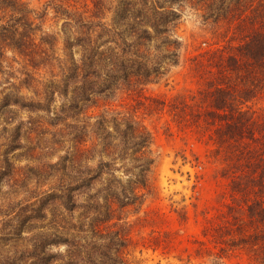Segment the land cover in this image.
Returning a JSON list of instances; mask_svg holds the SVG:
<instances>
[{"label": "rangeland", "instance_id": "obj_1", "mask_svg": "<svg viewBox=\"0 0 264 264\" xmlns=\"http://www.w3.org/2000/svg\"><path fill=\"white\" fill-rule=\"evenodd\" d=\"M20 1L22 36L0 11V264H30L35 239L63 254L72 225L119 233L122 264H264V0ZM89 27L149 82L82 76ZM115 117L144 141L109 158Z\"/></svg>", "mask_w": 264, "mask_h": 264}, {"label": "trees", "instance_id": "obj_2", "mask_svg": "<svg viewBox=\"0 0 264 264\" xmlns=\"http://www.w3.org/2000/svg\"><path fill=\"white\" fill-rule=\"evenodd\" d=\"M20 0H0V11L8 10L12 12L10 15L9 21L7 20L4 24H2L1 32L13 33L14 35L22 36V34L18 31V27L22 25L19 22L20 18L15 17V15H20L21 17L25 15L26 8L23 6ZM176 14L173 10H170L165 15L166 18L174 17ZM70 18L69 16H66ZM72 19V17H71ZM137 19V17H135ZM92 20H85L83 17L78 16L75 20V24L79 28H83L91 24ZM24 25V24H23ZM101 26V24L98 23ZM25 26L27 24L25 23ZM155 30H158V27L151 23L148 25ZM103 31L110 32L105 26L103 27ZM25 37V35H23ZM88 41H81L78 43L80 45V63L79 65H75V68L80 71L82 76L88 75V73L93 74L94 76L98 75L101 70H104L105 74L109 77L113 78L116 81H127L131 76L134 77L130 83L137 81V82H149L150 77V69L147 66V63L142 59L139 61L138 59L131 58H124L119 53V45L118 40L114 41L113 46H104V43H97L95 45L94 38L92 37V29L89 27L88 30ZM96 37V34L94 35ZM9 39V37H8ZM40 42L42 43H49L44 38H40ZM263 47V44H261ZM11 47V46H10ZM20 48L17 45H13L11 50L14 52L16 51L18 54H23L28 56L29 54L26 51H29L25 40ZM260 48L256 47L252 50L253 58L261 55ZM134 55V54H133ZM91 69V70H90ZM123 122L120 124L118 122V117H115L112 122V129L114 135H111L109 131H105L104 134H100L101 139L103 140V153L111 158L113 155H117V147L120 143L128 142L129 140L136 139L137 144L142 146L144 141V132L141 126L137 121L126 120V118H122ZM83 136V135H82ZM84 137V136H83ZM98 138V136H96ZM112 138L117 139L118 143H113ZM82 141L83 139H77V141ZM146 141V135H145ZM143 153V152H142ZM103 161H98L96 164L95 170H99L100 168L106 167ZM101 174L105 171L100 170ZM76 181H79L80 184H84V179L79 177ZM121 186L120 182H118ZM109 187V186H108ZM107 187V188H108ZM144 182L142 180H138L134 189H144ZM125 191V190H123ZM121 191V192H123ZM120 192V193H121ZM126 192V191H125ZM114 196V195H111ZM133 196H138L137 194H133ZM49 197H54L56 201L64 206L68 211H70L71 206L68 205L67 202H60L64 195L61 193L59 194H51ZM56 223L54 219L51 221L50 225ZM74 229V234L71 237H61L58 235L57 240L52 239L51 243H62L65 244L66 248L65 251L62 253L57 254H50L46 253L43 249L38 250L36 246H40V240L35 239L34 241L30 242L32 248L26 251V256L30 260V264H54V262L61 260L63 256L66 257V260H61L62 262L59 264H122V260L119 257L117 252L116 246L122 245L121 244V236L119 233L115 234L114 232L106 231L103 232L101 230H96L94 228L82 229L80 226H71ZM61 232V230H60ZM33 238L31 237L30 240ZM13 260V259H12Z\"/></svg>", "mask_w": 264, "mask_h": 264}]
</instances>
